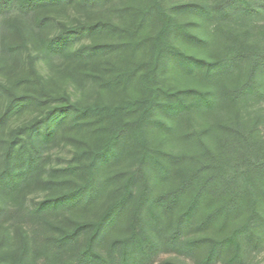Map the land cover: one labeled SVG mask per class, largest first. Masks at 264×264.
Masks as SVG:
<instances>
[{"label":"trees","instance_id":"16d2710c","mask_svg":"<svg viewBox=\"0 0 264 264\" xmlns=\"http://www.w3.org/2000/svg\"><path fill=\"white\" fill-rule=\"evenodd\" d=\"M160 252L262 264L264 0H0V264Z\"/></svg>","mask_w":264,"mask_h":264},{"label":"rangeland","instance_id":"374dc122","mask_svg":"<svg viewBox=\"0 0 264 264\" xmlns=\"http://www.w3.org/2000/svg\"><path fill=\"white\" fill-rule=\"evenodd\" d=\"M39 193H34L33 196H37ZM167 258H172L176 261L177 264H197L195 260L191 258H187L185 256H180L177 255L176 253H168V252H160L154 257V261L159 262L161 260L167 259ZM259 261L264 264V253H262L259 257ZM215 264H224L222 262H217Z\"/></svg>","mask_w":264,"mask_h":264}]
</instances>
